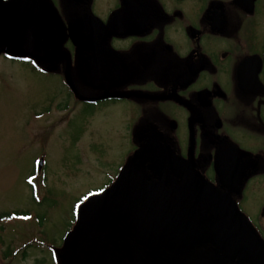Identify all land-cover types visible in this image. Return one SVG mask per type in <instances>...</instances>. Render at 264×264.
Returning a JSON list of instances; mask_svg holds the SVG:
<instances>
[{
    "label": "flooded vegetation",
    "instance_id": "flooded-vegetation-1",
    "mask_svg": "<svg viewBox=\"0 0 264 264\" xmlns=\"http://www.w3.org/2000/svg\"><path fill=\"white\" fill-rule=\"evenodd\" d=\"M16 2L15 36L42 38L39 68L129 121L95 193L116 211L137 167L120 212L142 226L114 220L111 247L128 264H264V0Z\"/></svg>",
    "mask_w": 264,
    "mask_h": 264
},
{
    "label": "rangeland",
    "instance_id": "rangeland-1",
    "mask_svg": "<svg viewBox=\"0 0 264 264\" xmlns=\"http://www.w3.org/2000/svg\"><path fill=\"white\" fill-rule=\"evenodd\" d=\"M53 70L0 57V216L25 214L0 220V264H64L74 210L125 159L129 121L77 103Z\"/></svg>",
    "mask_w": 264,
    "mask_h": 264
},
{
    "label": "water",
    "instance_id": "water-1",
    "mask_svg": "<svg viewBox=\"0 0 264 264\" xmlns=\"http://www.w3.org/2000/svg\"><path fill=\"white\" fill-rule=\"evenodd\" d=\"M0 44L6 46V53L12 58H27L33 55L36 50L42 48V38L29 39L26 34L15 36L9 9L22 10V6L16 0H0ZM4 1V5H2ZM14 1V3H12ZM5 11V15L4 12ZM2 14L5 16L3 17ZM4 18V20H2ZM17 18H15V21ZM5 24V25H3ZM36 44V46L33 44ZM3 51L0 49V55ZM37 55V54H34ZM69 85L74 89L71 83V77H67ZM43 162H40V168ZM137 167L129 165L121 174L118 181V192L115 194L112 203L121 202L113 206L112 210L108 200L112 192H106L104 197H93L80 208V226L66 237L64 241L63 259L64 264H128L122 253L115 251L109 242V234L103 232L109 228L114 220L126 221L130 226H142L138 216L132 213L120 212L121 207L128 203V188L134 181ZM132 224V225H131ZM134 227V226H133ZM135 228V227H134ZM145 229V228H141ZM147 232V231H146ZM157 232L149 234L150 238H155Z\"/></svg>",
    "mask_w": 264,
    "mask_h": 264
},
{
    "label": "trees",
    "instance_id": "trees-1",
    "mask_svg": "<svg viewBox=\"0 0 264 264\" xmlns=\"http://www.w3.org/2000/svg\"><path fill=\"white\" fill-rule=\"evenodd\" d=\"M23 215H25V214L20 213V212L4 213V214H2V215L0 216V219H2V220H3V219H4V220H10V219H12V218H16V219H18V218L22 217ZM14 254H15V253L12 252V255L9 253V254H6L5 257H6V259H8L9 256H13ZM24 257L26 258V254H24Z\"/></svg>",
    "mask_w": 264,
    "mask_h": 264
},
{
    "label": "bare ground",
    "instance_id": "bare-ground-1",
    "mask_svg": "<svg viewBox=\"0 0 264 264\" xmlns=\"http://www.w3.org/2000/svg\"><path fill=\"white\" fill-rule=\"evenodd\" d=\"M91 200V198L89 199V201ZM88 201V202H89ZM87 201L85 202L86 204L88 203ZM75 224L73 225V227L69 230L68 234H70L71 232H73L74 230H76L77 228H79L80 226V219L78 216V213L75 214ZM68 234L66 235V237L68 236Z\"/></svg>",
    "mask_w": 264,
    "mask_h": 264
}]
</instances>
